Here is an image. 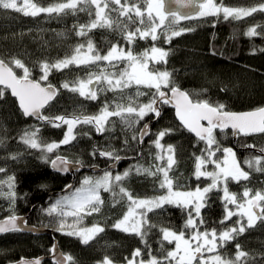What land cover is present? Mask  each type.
<instances>
[{
    "label": "snow or ice",
    "instance_id": "1",
    "mask_svg": "<svg viewBox=\"0 0 264 264\" xmlns=\"http://www.w3.org/2000/svg\"><path fill=\"white\" fill-rule=\"evenodd\" d=\"M173 2L181 7L190 8L191 11L186 13L166 11L165 0H54L46 7L36 3L35 0H0V9L12 10L33 18L41 14L49 18H61L75 16L81 12L87 13L88 22L74 25L72 29L76 36L87 38L86 43L77 44L72 54L63 58L55 61H38L37 66L42 73L41 81H46L53 70L62 71L70 66H95L100 69L99 72L89 73L87 78L65 81L60 87L90 101H96L103 92L122 93L133 84L155 90L147 103H138L134 97H128L125 103L123 102L125 98L122 96L114 105L105 103L94 115L81 112L68 116L48 117L42 114L41 109L56 97L58 90L50 84L44 87L39 81L31 79L32 70L21 59L11 57L8 60L0 59V85L3 86L0 87V99H3L6 91L10 90L11 95L18 101L23 116L35 117L38 121L56 128L66 126L64 136L58 142H44L39 136V128L35 127L25 129L18 138L19 143L26 149L39 151L41 160L59 173H67L77 165L83 166L79 160L71 161L61 155H50L56 153L61 146L71 145L77 140L75 130L78 126L89 125L97 134L102 135L114 130L115 122L110 118L117 117L122 130L131 131L133 133L131 139L143 143L144 137L150 134L149 123H144L140 128L136 126L150 114L159 118L162 104H173L176 117L183 128L194 133L198 142L205 144L200 150L201 154L195 156L193 175L197 180L201 177L210 179V184L204 188L198 186L194 191L175 190L170 173L177 165L176 149L171 144L161 143L173 129H162L154 134L155 139L151 141L157 150L154 156L156 163L148 167L137 163L115 175L112 171L105 170L100 177H85L81 181V186L70 195L62 196L41 211L49 217L57 218L56 232L77 237L81 244L88 245L105 231V227L93 224L91 227L77 228L75 225L79 224L85 215L101 211L104 200L100 193L103 191L111 193L114 206L121 202L127 205L123 216L111 226L123 233L136 236L147 248V259L144 258L142 249L136 248L130 257H124V264H264V253L253 255L245 251L238 242L235 243L234 254L221 252V249L236 241L248 230L264 224V191L253 192L252 189L245 187L241 196L229 191L230 181L237 183L248 181L250 171H245L241 167L232 148L222 149L223 162L216 159V153L221 151V148L214 135V129L217 128L221 132L231 128L234 136L264 134V107L237 113L226 110V106L222 103L213 104L208 100L193 99L192 94L175 86L173 73L167 70L159 71L154 67L161 63L166 64L170 55L169 50L157 46L156 42L161 37L168 44L173 38L194 30L180 26V21L221 16L225 21H241L256 13L264 14V2L248 7H230L218 0H173ZM261 27V25L251 26L244 35L249 38L264 36V32L258 31ZM98 28L118 32L128 47L112 44L106 53H101L89 37V34ZM63 35L57 33V36ZM137 40H151L152 45L142 53L136 54L132 46ZM102 62L113 68L119 63H124L125 67L120 71L109 72L101 66ZM17 69L22 71V75L17 74ZM140 95L144 93L138 89L136 96ZM202 121H206L207 126H204ZM84 135L89 133L86 132ZM4 143V139L0 138V146ZM124 144L128 145L127 138ZM245 147L255 148V145H245ZM259 151L264 153V148ZM97 154L113 162L109 168L115 167L123 159L116 149H109L107 146H94L91 155ZM8 158L17 160L19 154H10ZM208 164H214L215 169L208 171ZM244 164L252 171L264 173V155H253L245 159ZM5 171V168L0 167V173ZM133 174L155 178L159 188L166 190V194L151 198L134 197L124 186V181ZM5 187L7 191H4ZM66 187L71 189V185ZM213 190L223 193L220 197L224 209L223 218L219 221L221 228L218 230L213 227L201 231V225L204 224L201 209L207 206L208 195ZM0 197L9 202L8 210L11 213L0 219V234L25 231L27 222L15 214L17 194L14 176L0 180ZM166 205L186 210L187 219L183 230L179 232L169 227L158 228V244L162 254L157 256L153 254L147 242L149 233L158 227L151 223L149 213L163 210ZM69 216L74 218V223L71 225L67 223ZM233 217H237L234 222H232ZM226 222L232 223L226 225ZM27 230L35 231L34 228ZM165 242L169 245L174 244V248L165 250ZM49 252L53 256L52 264H76L71 254L58 253L55 243ZM16 264H41V259L21 257ZM97 264H116V261L105 255L97 261Z\"/></svg>",
    "mask_w": 264,
    "mask_h": 264
},
{
    "label": "trees",
    "instance_id": "2",
    "mask_svg": "<svg viewBox=\"0 0 264 264\" xmlns=\"http://www.w3.org/2000/svg\"><path fill=\"white\" fill-rule=\"evenodd\" d=\"M35 2L46 7L54 0H35ZM218 2L230 7H248L264 0H218ZM88 20L89 17L84 12L61 18H49L44 14L33 18L12 10L0 9V58L21 59L32 70L31 77L41 81L42 73L37 62L55 61L71 55L77 44L86 43L87 38L76 36L72 29L74 25L87 23ZM254 25H261L258 31L264 32V14L256 13L241 21H225L222 16L182 20L180 26L194 30L173 38L168 44L161 37L156 44L158 47L169 50L170 55L166 64L161 63L154 67L159 71L167 70L173 73L175 86L192 94L193 99H204L213 104L222 103L226 106V110H244L262 106L264 105V51L261 49H264V36L249 38L244 35V32ZM57 33L64 35L57 36ZM89 37L101 53H106L112 44L128 47L120 34L115 31L98 28L93 30ZM151 45V40H137L132 49L134 53L140 54ZM101 66L109 72H115L123 70L125 64L119 63L113 68L102 62ZM150 67L153 66L150 65ZM99 70L95 66H70L62 71L53 70L48 79L41 82L54 84L58 93L42 109V114L48 117L68 116L81 112L94 115L105 103L114 105L121 100L122 96L125 98L123 100L125 103L128 97L136 98L138 103H147L155 91L133 84L122 93L103 92L99 94L96 101H90L60 87L65 81L87 78L89 73H97ZM16 71L18 75H22L21 70ZM138 89L144 95L137 97ZM160 111V117L151 121L150 134L144 138L143 143L133 141L131 139L133 133L123 131L119 118L112 117L110 119L115 122L113 131L101 135L89 125H80L75 130L77 140L71 145L61 146L56 153L50 155L63 154L70 160L82 162L83 168L75 174L74 185L71 187L73 189L81 184L84 177L99 176L105 170H110L115 175L137 163L145 167L156 163L154 156L157 150L151 143L155 139L154 134L162 129H173L161 143L171 144L176 149L177 165L170 173L174 180V187L191 188L196 185L206 187L210 179L206 181L207 178L201 177L197 180L193 175L195 156L201 154L200 150L205 147V144L198 142L195 135L181 126L169 105L162 104ZM153 117L150 114L136 127H142ZM33 127L39 128V136L44 142H58L66 131V126L56 128L36 118L23 116L15 98L7 90L5 97L0 99V138L5 141L4 145L0 146V167L6 170L0 173V180H6L8 176L15 177L17 194L15 214L28 213L29 223L52 228L54 232L51 234L31 232L0 234V264H6L20 256L46 255L54 239L65 253L75 258L76 264H97V261L105 255L114 260H123L136 248H141L146 257L147 248L141 244L139 238L111 226L126 207L124 202L114 206L111 193L101 191V198L104 200L101 211L83 217L86 224H99L105 227V231L88 245L81 244L77 237L66 236L55 231V218L49 217L41 209L48 208L55 197L71 190L62 191L70 181L71 175L54 171L50 165L41 160L39 151L26 149L19 143L20 133ZM86 132L89 135H84ZM214 135L221 148L215 158H220L223 148H232L241 167L245 171H250L248 181L240 183L230 181L229 191L241 194L245 187L253 191H264V173L252 171L244 164L245 159L253 155H264L259 151L264 148V134L236 135L234 138L229 129L223 132L214 129ZM125 138L128 139L127 146L124 144ZM245 145H255V148H248ZM94 146L116 149L123 159L114 169H111L108 167L110 160L98 154L91 155ZM10 154H19V158L11 160L8 158ZM91 166H98V169L92 170ZM124 186L134 197L139 198L153 197L166 191L159 188L155 178L135 174L124 181ZM4 191H7L6 187ZM222 195V192L216 190L209 193L207 206L201 209L204 224L201 225L200 230L221 228L219 221L224 215L220 199ZM8 209L9 202L0 197V217L11 214ZM149 217L151 223L158 227L149 233L147 242L153 254L160 256L162 253L158 244V228L163 226L175 231L183 230L187 211L166 205L163 210L149 213ZM236 219L237 217H233L232 222ZM232 222H226V225ZM236 242L253 255L264 253V224L248 230L236 241L226 245L224 249H221L222 254H234ZM172 246L173 244L169 245L165 242V250H170ZM42 264H52V262L44 259Z\"/></svg>",
    "mask_w": 264,
    "mask_h": 264
},
{
    "label": "water",
    "instance_id": "3",
    "mask_svg": "<svg viewBox=\"0 0 264 264\" xmlns=\"http://www.w3.org/2000/svg\"><path fill=\"white\" fill-rule=\"evenodd\" d=\"M165 10H166V11H176V12H180V13H186V12L191 11L190 8H184V7H181L180 5L174 3L173 0H165ZM0 59H2V58H0ZM31 79H33V80H35V81H39V80L34 79V78H32V77H31ZM39 82H40L41 85L44 86V87H47V86L50 84V85H52L54 88L57 89V87H56L54 84H51V83H46V84H45V83H42L41 81H39ZM0 86L3 87L2 85H0ZM177 87H179V86H177ZM179 88H180L182 91H185V90L182 89L181 87H179ZM8 91H9V93H10V95H11V91H10V90H8ZM164 91L167 92L168 90H167V89H164ZM11 96H12V95H11ZM169 96H171V93H169ZM14 98H15V97H14ZM15 100H16V98H15ZM16 102H17V105H18V107H19V103H18L17 100H16ZM167 105H169V106L173 109L174 117H175L176 120L180 123L179 119L176 117V110H175V107L173 106V104H167ZM45 106H46V105H45ZM45 106H44V107H45ZM259 107H264V105L259 106ZM259 107L252 108V109H244V110H228V111L237 112V113H239V112H248V111H253V110H255V109L259 108ZM19 109H20V108H19ZM41 112H42V109H41ZM33 118H35V117H33ZM156 119H157L156 117H153V118L147 120L145 123H149V126H150L151 121H154V120H156ZM201 123L204 124V126H207V122H206V121H202ZM142 126H143V125H142ZM181 126H182V125H181ZM182 127H183V126H182ZM226 129H229V130H231V132H232V129H231V128H226ZM226 129H224V130H226ZM217 130H220V129L217 128ZM192 134L195 135L194 133H192ZM232 134H233V132H232ZM145 137H147V136H145ZM145 137H144V138H145ZM233 137L235 138L236 135H235V136L233 135ZM57 155H61V156L66 157V156L63 155V154H57ZM69 160H70V159H69ZM121 160H122V159H121ZM71 161H73V160H71ZM112 163H113V162L111 161V162L109 163V165L112 164ZM109 165H108V167H109ZM115 167H116V165H115ZM115 167H112L111 169H114ZM77 168H78V170H76ZM82 168H83V166H78V165H77V166L72 167V168L70 169V171H68L67 173H61V174H70V175H71V176H70V181H69V182L63 187L62 191L68 190V188H67L66 186L71 185V187H72V186L74 185L75 174H76V172L80 171ZM91 169H92V170H97V169H98V166H91ZM54 171H55V170H54ZM58 173H59V172H58ZM9 215H10V214H9ZM16 215H17L18 217H22L23 220H25V221L27 222V228H26V230L23 231V232H31V233H33V234H41V233H48V234H51V233L54 232V229H52V228H48V227L43 226V225H36V224L29 223V222L27 221V219H28V213H16ZM7 216H8V215L2 216V217H0V219H3V218H5V217H7ZM29 228H34L35 231H29V230H27V229H29ZM53 243L56 244V247H57V251H58V253H65V252L60 248V246L58 245V242H57L56 239L53 240ZM53 243H52V245H53ZM52 245H51V247H52ZM21 257H24V258H27V259L40 258V259H41V264H42V261H43L44 259H49L51 262H53V256H52V254L49 252V253L46 254V255L41 254V255H34V256H20V257H18L17 259H14V260L8 261L6 264H16V261H18Z\"/></svg>",
    "mask_w": 264,
    "mask_h": 264
},
{
    "label": "rangeland",
    "instance_id": "4",
    "mask_svg": "<svg viewBox=\"0 0 264 264\" xmlns=\"http://www.w3.org/2000/svg\"><path fill=\"white\" fill-rule=\"evenodd\" d=\"M234 151V150H233ZM221 162H223V159H224V154H222L221 156H220V158H218ZM236 159H237V156H236ZM237 161H238V159H237ZM239 162V161H238ZM207 169H208V171H213L214 169H215V165L214 164H208L207 165ZM104 173V172H103ZM103 173H101L99 176H87V177H93V178H97V177H100V176H102L103 175ZM85 178V177H84ZM206 181H209V179L207 178V180ZM210 183H211V180L209 181ZM208 182V184H210ZM81 186V184L79 185V186H77V187H75V188H73V189H71L70 191H68L67 193H65V194H63V195H61V196H58V197H55L53 200H52V202H51V204H53V203H55L56 202V200H58L59 198H61L62 196H65V195H70L71 194V192H73V191H75V189L76 188H79ZM200 187V188H204L203 186H200V185H196V186H193V187H191V188H180V187H175V190H178V191H194L197 187ZM244 191V190H243ZM243 191L241 192V194L240 193H238L237 195L238 196H241L242 195V193H243ZM253 192H255V191H253ZM233 193V192H232ZM164 194H166V191H165V193H162V194H158V195H156V196H159V195H164ZM154 197V196H153ZM143 198H151V197H143ZM50 204V205H51ZM127 210V205H126V207H125V209H124V211H123V213L125 212ZM123 213L120 215V217L118 218V219H120L122 216H123ZM56 219L57 218H55L54 219V221H56ZM117 219V220H118ZM116 220V221H117ZM67 223L68 224H73L74 223V218L73 217H71V216H69V217H67ZM93 224H86L85 222H84V218L80 221V223L79 224H76L75 225V227H77V228H87V227H91ZM56 226H57V224L55 223V228H56ZM201 231H203V230H201ZM177 232H179V231H177ZM188 233H186V235H187ZM172 248H174V244H173V246H172ZM171 248V249H172ZM170 249V250H171ZM132 253V252H131ZM131 256V254L129 255V257ZM145 259H147V256L146 257H144ZM116 261V264H124V259L123 260H115Z\"/></svg>",
    "mask_w": 264,
    "mask_h": 264
},
{
    "label": "flooded vegetation",
    "instance_id": "5",
    "mask_svg": "<svg viewBox=\"0 0 264 264\" xmlns=\"http://www.w3.org/2000/svg\"><path fill=\"white\" fill-rule=\"evenodd\" d=\"M28 221V220H27Z\"/></svg>",
    "mask_w": 264,
    "mask_h": 264
}]
</instances>
